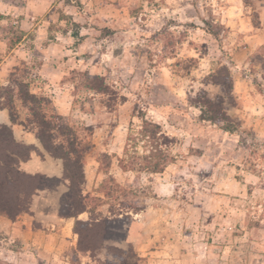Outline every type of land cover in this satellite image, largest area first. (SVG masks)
Returning <instances> with one entry per match:
<instances>
[{
    "label": "clouds",
    "instance_id": "9594fccd",
    "mask_svg": "<svg viewBox=\"0 0 264 264\" xmlns=\"http://www.w3.org/2000/svg\"><path fill=\"white\" fill-rule=\"evenodd\" d=\"M0 264H264V0H0Z\"/></svg>",
    "mask_w": 264,
    "mask_h": 264
}]
</instances>
